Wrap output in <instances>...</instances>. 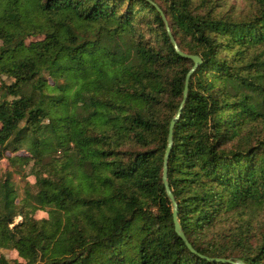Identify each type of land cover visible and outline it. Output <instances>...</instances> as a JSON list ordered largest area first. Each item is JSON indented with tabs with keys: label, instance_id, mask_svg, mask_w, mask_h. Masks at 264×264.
<instances>
[{
	"label": "trees",
	"instance_id": "trees-1",
	"mask_svg": "<svg viewBox=\"0 0 264 264\" xmlns=\"http://www.w3.org/2000/svg\"><path fill=\"white\" fill-rule=\"evenodd\" d=\"M228 1L0 0V158L35 175L0 177L14 264H264V0ZM157 7L201 58L167 163L195 252L162 181L193 61Z\"/></svg>",
	"mask_w": 264,
	"mask_h": 264
},
{
	"label": "water",
	"instance_id": "water-1",
	"mask_svg": "<svg viewBox=\"0 0 264 264\" xmlns=\"http://www.w3.org/2000/svg\"><path fill=\"white\" fill-rule=\"evenodd\" d=\"M158 8V7H157ZM158 10L160 11L162 18L166 24V29L168 31V34L170 35V40L174 46V48L176 49V51L185 57L190 58L193 61V65L190 68V70L188 71L187 75H186V79H185V86H184V90H183V99L179 105L178 110L176 111L175 115L173 116V118L170 121L169 124V130H168V137H167V146L164 152V157H163V172H162V181L165 187V191L166 194L171 202L172 205V217H173V223H174V229L175 232L178 234V236L186 243L187 247L195 252V250L192 248L191 244L188 242V240L186 239V236L180 226V223L178 221V204L174 198V195L172 193V191L170 190L168 181H167V163H168V157H169V153H170V149L172 147V143H173V138H172V131H173V126L176 123L177 119L179 118V115L181 113V109L184 105L185 99L187 97V88H188V81L189 78L191 76V74L194 72V70L196 69V67L198 66V64L201 63V58L198 55L195 54H186L183 51H181L177 45L176 40L173 38L170 29L167 25V21H166V17L164 16V14L162 13V11L158 8ZM216 260H220V261H228L231 262L233 264H245L243 261L241 260H231V259H223V258H216Z\"/></svg>",
	"mask_w": 264,
	"mask_h": 264
},
{
	"label": "rangeland",
	"instance_id": "rangeland-1",
	"mask_svg": "<svg viewBox=\"0 0 264 264\" xmlns=\"http://www.w3.org/2000/svg\"><path fill=\"white\" fill-rule=\"evenodd\" d=\"M236 5V10L242 9L243 6L247 5L248 0H229L227 6L231 4ZM20 154V152H18ZM22 154H24L22 152ZM27 165L23 167L21 170V173H18L14 170V165L12 166L9 164L8 160L4 158H0V177L4 176V172H10L12 175V182L16 188V193H17V200L20 198H23L26 195V189H28L30 192H34L35 188L33 187V184L35 182V175L32 173L31 166ZM28 184V185H27ZM46 216L45 211H36L35 217L36 218H41ZM22 220L21 216H16L14 218V222H19ZM0 254H3L6 258L10 260V264H14V260L21 261L22 259L18 256V253L15 249L13 248H0Z\"/></svg>",
	"mask_w": 264,
	"mask_h": 264
}]
</instances>
